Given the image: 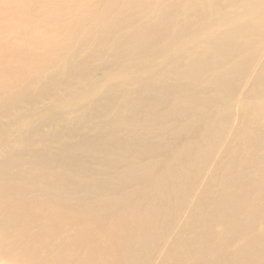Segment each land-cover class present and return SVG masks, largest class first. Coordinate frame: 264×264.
Masks as SVG:
<instances>
[{"label":"rangeland","instance_id":"1","mask_svg":"<svg viewBox=\"0 0 264 264\" xmlns=\"http://www.w3.org/2000/svg\"><path fill=\"white\" fill-rule=\"evenodd\" d=\"M8 38L0 264L264 248V0H0Z\"/></svg>","mask_w":264,"mask_h":264},{"label":"bare ground","instance_id":"2","mask_svg":"<svg viewBox=\"0 0 264 264\" xmlns=\"http://www.w3.org/2000/svg\"><path fill=\"white\" fill-rule=\"evenodd\" d=\"M16 42H17L16 39H11V38L1 39L0 40V56L2 57V54L5 52V50H4L5 45H7L8 48L10 47L11 50L12 49L14 50ZM13 50H12V52H13ZM233 201H234V197L230 198L226 202V205L228 207H230L233 204ZM5 210H6V205L0 199V211H5ZM222 210H225V209L223 208ZM218 220L220 221V218H218ZM140 226H142L144 228V225L138 223V227H140ZM222 226H224V225H222ZM215 239H217V238H213L211 235H209L207 237L208 241L207 242L205 241V244L207 247L206 252H208V254H209V252H213V250H214L215 253L218 255L216 258L217 261H218V259L221 260L220 264H237L238 262L240 264H261L262 263L261 253L264 252V248L258 247V245L260 244L258 242V239L257 240L254 239L253 240L254 242L252 241L251 245L249 247L239 249L233 258H229V257H226V255L224 256L223 254H221V253H224V250H225L224 245H222L221 243L218 242L219 245L217 247H214V246H216V243L213 242V241H215ZM255 242L258 243V245ZM225 243L228 244V240ZM224 254H226V252ZM188 255L189 256H187V257L183 256L182 259L178 260L176 264H187L188 261H190V258L193 257L194 254L189 252ZM240 260H241V262H240ZM190 262H192V261H190Z\"/></svg>","mask_w":264,"mask_h":264}]
</instances>
